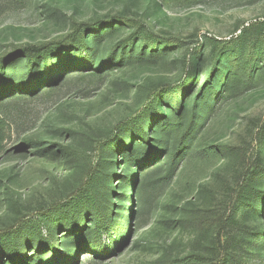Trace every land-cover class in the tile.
Instances as JSON below:
<instances>
[{
  "label": "rangeland",
  "instance_id": "1",
  "mask_svg": "<svg viewBox=\"0 0 264 264\" xmlns=\"http://www.w3.org/2000/svg\"><path fill=\"white\" fill-rule=\"evenodd\" d=\"M118 16L183 44L163 62L128 65L98 75L85 70L63 72L52 87L40 84L2 94L6 99L0 102V231L18 218H33L41 208L65 200L83 179L74 170L83 172L95 164L100 145L144 107L139 86L148 79L174 81L207 37L229 39L243 25L264 17V0H0V58L17 52L11 45L22 49L48 43L63 38L77 23ZM129 30L124 28L103 46L110 48ZM197 59L203 80L211 67L207 50ZM263 119L264 72L250 87L218 100L191 135L180 130L178 137L184 135L186 140L176 160L165 161L164 151L154 155L163 157L165 164L140 192L143 175L157 160L125 170L118 150L112 173L135 178L127 219L110 231V238L102 234L103 249L97 253L76 249L69 263L158 264L160 258L194 251L196 231L178 221L192 207L224 199L236 170L228 169L225 147L248 149L254 124ZM28 140L68 146L74 155L69 160L41 158L27 147ZM248 154L249 149L240 158L245 166ZM117 178L112 179L116 186Z\"/></svg>",
  "mask_w": 264,
  "mask_h": 264
},
{
  "label": "trees",
  "instance_id": "2",
  "mask_svg": "<svg viewBox=\"0 0 264 264\" xmlns=\"http://www.w3.org/2000/svg\"><path fill=\"white\" fill-rule=\"evenodd\" d=\"M126 27L130 30L125 36L108 49L103 46ZM182 44L180 39L155 35L122 16L77 23L61 39L22 49L11 45L17 52L0 58V102L6 99L2 96L6 92L40 84L52 87L63 72L85 70L98 75L128 65L163 62ZM206 50L211 67L201 80L197 58ZM190 56L174 81L148 79L139 86L144 107L100 145L95 164L83 172L72 167L83 177L75 191L59 204L41 208L33 218H18L0 231V264H71L76 249L95 253L103 249L102 234L110 238V231L127 219L135 182V178L112 173L113 164H118L114 154L122 150L125 170L157 160L150 173L143 175L138 192L163 169V157L154 155L164 151L165 161L176 160L186 140L184 135L178 137L179 131L191 135L218 100L250 87L264 72V17L243 25L229 39L207 37ZM126 138L129 140L123 145ZM26 143L41 158L69 160L74 155V150L57 143ZM154 147L158 151L141 160ZM248 149L245 166L240 158ZM248 149L225 147L228 169L235 166L236 170L224 199L192 207L178 221L196 231V249L169 260L160 258L158 264H264V119L254 124ZM114 176L120 180L117 186ZM117 231L114 236L120 235Z\"/></svg>",
  "mask_w": 264,
  "mask_h": 264
}]
</instances>
